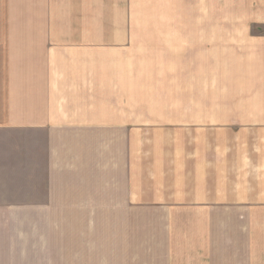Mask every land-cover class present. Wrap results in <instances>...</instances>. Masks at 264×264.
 Masks as SVG:
<instances>
[{
    "label": "crops",
    "instance_id": "1",
    "mask_svg": "<svg viewBox=\"0 0 264 264\" xmlns=\"http://www.w3.org/2000/svg\"><path fill=\"white\" fill-rule=\"evenodd\" d=\"M146 49L183 137L129 124ZM0 264H264V0H0Z\"/></svg>",
    "mask_w": 264,
    "mask_h": 264
},
{
    "label": "rangeland",
    "instance_id": "2",
    "mask_svg": "<svg viewBox=\"0 0 264 264\" xmlns=\"http://www.w3.org/2000/svg\"><path fill=\"white\" fill-rule=\"evenodd\" d=\"M186 51L177 49L173 57V50L169 49L140 50V54L145 57L142 59L145 64L139 65L138 74L144 79L145 85L149 82L148 85L152 87L148 89L145 86L141 89L140 96L129 97V104H134V101L142 104L143 111L129 110L128 115L129 124L141 127L144 136H157L156 132L162 130L168 136L183 137L185 124L194 126L200 123V96H185ZM133 68L134 65H129L130 71ZM132 132L134 139L141 135V131ZM134 146L136 147L135 142ZM71 179L65 177V180Z\"/></svg>",
    "mask_w": 264,
    "mask_h": 264
}]
</instances>
